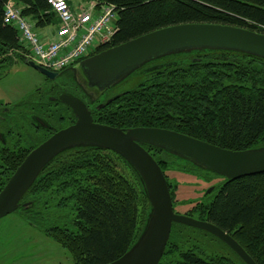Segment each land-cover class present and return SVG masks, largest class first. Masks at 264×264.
<instances>
[{"label":"trees","instance_id":"trees-1","mask_svg":"<svg viewBox=\"0 0 264 264\" xmlns=\"http://www.w3.org/2000/svg\"><path fill=\"white\" fill-rule=\"evenodd\" d=\"M8 1L0 0V71L23 61L21 55H29L17 30L4 21ZM14 1L33 22L35 30L58 20L48 0ZM90 1L112 4L117 13L114 34L95 52L162 27L188 22L231 24L264 33V0ZM152 63H156L153 71L136 87L111 95L117 97L101 108L97 106L98 100L92 102L89 106L94 120L121 128L173 129L232 150L264 146V58L234 50L205 49L168 55ZM72 66L62 71H70ZM68 92L79 97L74 91ZM41 103L42 100L21 110H40ZM10 110L11 107L2 112L9 117ZM39 144L2 149L0 162L5 165V174L10 177ZM145 147L166 176V170L177 166L207 174L208 179L209 175L222 177L216 190L205 194L210 200L202 198L199 214L192 216L216 224L231 234L258 264H264V172L227 180L163 149ZM120 164L130 178L119 170ZM7 180L1 181L0 190ZM168 183L173 197L169 179ZM45 194L60 199L56 205L64 208L54 221L45 215L38 216L36 226L68 249L75 264H107L122 256L136 242L139 224L150 211L147 194L132 166L120 154L93 146L73 148L54 158L28 193L33 197ZM197 233L202 238L210 235L219 240L235 257L206 256L196 243L201 240ZM159 264L246 263L210 232L173 223Z\"/></svg>","mask_w":264,"mask_h":264},{"label":"water","instance_id":"water-1","mask_svg":"<svg viewBox=\"0 0 264 264\" xmlns=\"http://www.w3.org/2000/svg\"><path fill=\"white\" fill-rule=\"evenodd\" d=\"M205 49L234 50L264 58V33L214 22L169 25L99 51L72 68L76 83L92 103L152 61L172 54ZM21 59L50 79L59 75V72L42 66L29 56L21 55ZM116 97L117 94L97 106L101 108ZM58 99L72 108L75 122L55 131L19 164L0 190V219L21 206V199L58 155L77 147H99L120 154L132 166L150 202L146 224L136 242L122 256L107 264H159L173 223L210 232L226 243L246 264H258L231 234L216 224L175 211L167 176L145 145L189 160L227 180L264 172V146L232 150L168 128H121L95 121L87 104L71 93L61 92ZM9 108L0 106V112ZM37 121L43 127H49L45 120L38 117ZM213 188L210 187L207 193Z\"/></svg>","mask_w":264,"mask_h":264},{"label":"rangeland","instance_id":"rangeland-1","mask_svg":"<svg viewBox=\"0 0 264 264\" xmlns=\"http://www.w3.org/2000/svg\"><path fill=\"white\" fill-rule=\"evenodd\" d=\"M70 1L76 12H82L90 4V0ZM60 25V21L57 20L55 24L45 28H37L36 31L42 34L48 29L55 30ZM155 64L149 63L143 66L125 80L108 89L99 98V103L115 93L136 87L149 76L148 74L153 71ZM64 72L71 83L75 84L77 82L73 68ZM0 74V106L8 105L12 108L8 116L17 114L21 109H29L35 106V103L39 100L40 88L45 87V84H47L45 75L23 61H16L11 67L0 71ZM60 124L64 125L65 123ZM24 137H27L26 134H24ZM119 170L130 178L127 169L122 164L119 165ZM166 173L173 189L175 211L191 216L199 214L200 200L204 199L207 190L213 186L216 188L223 180L218 175H209L208 179L207 174H202V172L199 174L191 168H179L177 166H171L166 170ZM8 177L7 174H4L1 181L7 180ZM37 197L36 199H39L36 208L42 211L41 216L45 215L46 218H50L49 220L52 221L58 218L57 213L64 207L57 206L56 199L48 194ZM206 199L210 200L209 198ZM67 202L70 203L69 199H67ZM146 219V217L143 218L139 224V235L144 229ZM67 221L68 219H66ZM197 236L201 240L196 243L206 256L221 254L235 257L224 244L210 235L202 238L203 236L197 233ZM189 243L191 244L193 241ZM0 250V254H3V258H0V264H75L73 255L56 238L49 233H45V231H40L36 226H32L16 214H11L0 220ZM167 258L171 257L167 256Z\"/></svg>","mask_w":264,"mask_h":264},{"label":"built area","instance_id":"built-area-1","mask_svg":"<svg viewBox=\"0 0 264 264\" xmlns=\"http://www.w3.org/2000/svg\"><path fill=\"white\" fill-rule=\"evenodd\" d=\"M61 25L38 33L14 0L5 5L4 21L13 26L29 55L49 69H64L106 44L115 32L117 13L109 3L91 2L76 12L67 0H48ZM44 33V36H43Z\"/></svg>","mask_w":264,"mask_h":264},{"label":"flooded vegetation","instance_id":"flooded-vegetation-1","mask_svg":"<svg viewBox=\"0 0 264 264\" xmlns=\"http://www.w3.org/2000/svg\"><path fill=\"white\" fill-rule=\"evenodd\" d=\"M96 53L97 52L91 54L90 56ZM57 72H59V75L55 79H50L46 76L47 84H45V87L40 88L39 90L38 94L40 99L38 101L42 100V103L40 104V110L32 109L31 113L25 112L24 110H19L17 114L13 115L14 118H11L10 116L7 117L6 114L0 112V154L3 152L2 149H5L7 147H14L18 144H20V146H26L27 148L31 147L32 145L34 146L37 143H41L43 140H46L49 137L48 136L47 138H43L46 134L51 133V136L55 131L59 130L60 128L62 129V127L64 128V125H66L67 127L75 122L73 114L70 110L71 107H66L65 105L67 104L58 99L61 92L69 93L68 91H74V93L79 95V97L90 108L89 105H91L92 103L87 96H84L82 94V92L80 91V85H78L76 82L75 84L71 83L69 77H67L64 71L61 70ZM77 74L80 75L79 72ZM63 109L67 111V114ZM44 116H46L50 121ZM38 117L45 120L49 124V127H43L41 124H39V122L37 121ZM60 123L65 124L62 125ZM24 134H26V138L24 137ZM4 174L5 165L0 162V178L1 176L4 177ZM214 190L215 188H213L210 193H206L211 194ZM28 193L21 199V206L11 214H16L27 223H30L32 226H36L37 224L35 220L38 216L41 215L39 211H37L39 208H36V202L39 198L36 199V197L29 196ZM56 201L59 202L61 200L57 198ZM29 217L35 225L31 223L32 221L30 222ZM37 226L36 228L39 229ZM3 252L8 253L5 251ZM0 258H3V254H0Z\"/></svg>","mask_w":264,"mask_h":264},{"label":"bare ground","instance_id":"bare-ground-1","mask_svg":"<svg viewBox=\"0 0 264 264\" xmlns=\"http://www.w3.org/2000/svg\"><path fill=\"white\" fill-rule=\"evenodd\" d=\"M91 54H92V53H91ZM91 54H89V55L83 57L82 59L78 60L76 63H74V64H72V65H75V64L81 62L82 60L88 58V56H90ZM72 65H70V66H72ZM42 66H43V65H42ZM44 67H45V66H44ZM46 68H48V67H46ZM48 69H49V68H48ZM50 70L57 72V71H61V70H63V69H61V70H54V69H51V68H50Z\"/></svg>","mask_w":264,"mask_h":264},{"label":"crops","instance_id":"crops-1","mask_svg":"<svg viewBox=\"0 0 264 264\" xmlns=\"http://www.w3.org/2000/svg\"><path fill=\"white\" fill-rule=\"evenodd\" d=\"M70 4H71V6H72V2L70 1ZM73 8V7H72Z\"/></svg>","mask_w":264,"mask_h":264}]
</instances>
